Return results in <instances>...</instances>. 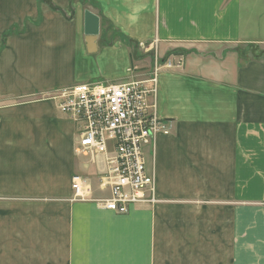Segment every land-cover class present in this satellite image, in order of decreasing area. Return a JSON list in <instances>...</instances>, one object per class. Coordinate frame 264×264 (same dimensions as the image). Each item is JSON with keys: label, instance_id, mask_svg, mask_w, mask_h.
Listing matches in <instances>:
<instances>
[{"label": "crops", "instance_id": "1", "mask_svg": "<svg viewBox=\"0 0 264 264\" xmlns=\"http://www.w3.org/2000/svg\"><path fill=\"white\" fill-rule=\"evenodd\" d=\"M263 53L264 0H0V264H264ZM156 57L183 61L159 74L170 134L145 147L156 202L117 214L48 95L149 78Z\"/></svg>", "mask_w": 264, "mask_h": 264}, {"label": "built area", "instance_id": "2", "mask_svg": "<svg viewBox=\"0 0 264 264\" xmlns=\"http://www.w3.org/2000/svg\"><path fill=\"white\" fill-rule=\"evenodd\" d=\"M182 66V59L156 57L149 78L75 84L48 95L80 125L77 151L93 162L103 157L99 187L109 196L96 199L103 208L126 214L134 205L156 202V176L147 170L144 148L154 145L159 134H170L158 113L159 74ZM72 188L75 200H95L92 183L82 175L72 178Z\"/></svg>", "mask_w": 264, "mask_h": 264}, {"label": "water", "instance_id": "3", "mask_svg": "<svg viewBox=\"0 0 264 264\" xmlns=\"http://www.w3.org/2000/svg\"><path fill=\"white\" fill-rule=\"evenodd\" d=\"M98 19L97 17H94L91 14H87V21H86V41H87V47H88V51L90 53H94L97 50V46H96V40L98 37V30H99V26H98Z\"/></svg>", "mask_w": 264, "mask_h": 264}, {"label": "rangeland", "instance_id": "4", "mask_svg": "<svg viewBox=\"0 0 264 264\" xmlns=\"http://www.w3.org/2000/svg\"><path fill=\"white\" fill-rule=\"evenodd\" d=\"M92 82H100V81H86V82H77L75 84H81V83H92ZM102 83V82H101ZM114 83H118V82H114ZM144 152H145V148H144ZM99 169V168H98ZM98 172V171H97Z\"/></svg>", "mask_w": 264, "mask_h": 264}, {"label": "trees", "instance_id": "5", "mask_svg": "<svg viewBox=\"0 0 264 264\" xmlns=\"http://www.w3.org/2000/svg\"><path fill=\"white\" fill-rule=\"evenodd\" d=\"M262 54V53H261ZM263 55H264V53H263Z\"/></svg>", "mask_w": 264, "mask_h": 264}]
</instances>
